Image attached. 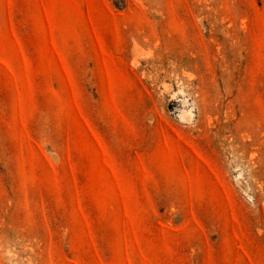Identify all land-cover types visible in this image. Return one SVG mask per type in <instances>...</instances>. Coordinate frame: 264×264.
I'll use <instances>...</instances> for the list:
<instances>
[{
	"label": "rangeland",
	"instance_id": "374dc122",
	"mask_svg": "<svg viewBox=\"0 0 264 264\" xmlns=\"http://www.w3.org/2000/svg\"><path fill=\"white\" fill-rule=\"evenodd\" d=\"M0 264H264V0H0Z\"/></svg>",
	"mask_w": 264,
	"mask_h": 264
}]
</instances>
